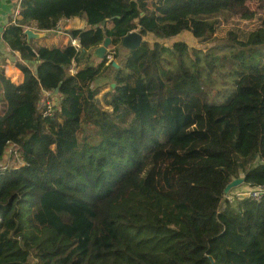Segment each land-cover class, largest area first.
Listing matches in <instances>:
<instances>
[{
	"label": "trees",
	"instance_id": "obj_1",
	"mask_svg": "<svg viewBox=\"0 0 264 264\" xmlns=\"http://www.w3.org/2000/svg\"><path fill=\"white\" fill-rule=\"evenodd\" d=\"M228 1L264 14V0H20L0 160L14 144L24 165L0 173V264H264V194L224 199L240 175L264 189V42L218 44ZM73 18L85 27L63 46L23 33ZM183 32L193 47L164 45ZM106 39L113 56L93 63Z\"/></svg>",
	"mask_w": 264,
	"mask_h": 264
},
{
	"label": "rangeland",
	"instance_id": "obj_2",
	"mask_svg": "<svg viewBox=\"0 0 264 264\" xmlns=\"http://www.w3.org/2000/svg\"><path fill=\"white\" fill-rule=\"evenodd\" d=\"M147 4H151V2L148 1ZM227 6L231 10L232 17L228 22L226 23L223 22L219 30L217 31L215 40L216 41L219 40L218 44H223V40L226 39L228 32H231L236 36V41L240 46H248L255 38L260 42H264V14H261L256 10V4L254 2L244 1V2H238L236 5H233V2L228 1ZM60 27H61L60 29L62 30L56 32H61L63 34L67 30L73 29L75 27L81 28L82 25L78 20L77 21L75 20L68 23H63V25H61ZM55 33H53L52 35H54ZM50 34L51 33L47 34L46 36L47 40L50 39ZM63 37L65 38V43L69 41L68 37L65 36ZM142 39L144 41V38ZM175 42H183L188 47H193L196 43V40L192 37L190 33L183 32L176 38L164 41V45L166 47H171V45ZM254 48L262 49L261 52L257 53V58L259 62L263 64L264 43H262L260 46H255ZM112 52L113 50L111 48H106L105 51L103 52V55L100 56L96 54V50H95L93 63L99 62L105 54H107L108 58L111 59V57L113 56ZM73 73L74 70H72V74ZM106 83L107 82L104 81L103 83L100 84H106ZM239 177H243V175H240ZM251 190L252 189L248 185L242 184L238 187L231 189L227 194H225L224 199H228L232 201L234 204L238 195H241L242 193H248ZM214 264H226V263L218 258L214 260Z\"/></svg>",
	"mask_w": 264,
	"mask_h": 264
},
{
	"label": "crops",
	"instance_id": "obj_3",
	"mask_svg": "<svg viewBox=\"0 0 264 264\" xmlns=\"http://www.w3.org/2000/svg\"><path fill=\"white\" fill-rule=\"evenodd\" d=\"M20 3V0H0V69L3 70L4 75L15 85H19L23 82V73L15 67V59L16 56L8 49L6 43L2 39V34L6 30L7 26H9L11 23L17 20L18 16L16 17L15 11L18 9V5ZM79 21L82 25L81 28H73V29H82L85 27V23L83 20H79L76 18H73L71 20H62L59 22L58 25V31L62 30L60 29L61 25L63 23H68L71 21ZM30 28V27H29ZM33 29V28H31ZM35 30V29H33ZM37 31V30H36ZM55 33V32H54ZM57 33V34H56ZM54 35L53 33L50 34V39H46L47 37H44L40 40H32L36 41V46H63L66 45L70 38L67 34L56 32ZM68 37L69 41L65 43V38Z\"/></svg>",
	"mask_w": 264,
	"mask_h": 264
},
{
	"label": "built area",
	"instance_id": "obj_4",
	"mask_svg": "<svg viewBox=\"0 0 264 264\" xmlns=\"http://www.w3.org/2000/svg\"><path fill=\"white\" fill-rule=\"evenodd\" d=\"M16 17L18 16V9L15 11L14 14ZM71 44L75 48H79V44L77 41H71ZM56 102H50L47 104L46 110L43 112V116H49L55 106ZM24 163L22 162L20 152L16 145L9 144L5 155L0 160V173L10 170V169H17L21 166H23ZM252 190L248 193H242L241 195H238L237 200H243V199H258L261 197L262 194H264V189L262 188H251Z\"/></svg>",
	"mask_w": 264,
	"mask_h": 264
},
{
	"label": "water",
	"instance_id": "obj_5",
	"mask_svg": "<svg viewBox=\"0 0 264 264\" xmlns=\"http://www.w3.org/2000/svg\"><path fill=\"white\" fill-rule=\"evenodd\" d=\"M132 1H137V0H132ZM23 33L26 36L27 42H30L32 40H40L46 37L48 34L47 32L36 31L30 28L25 29ZM122 42L126 47L131 49H136L143 42V39L138 31L133 30L123 38ZM108 43H109V39H106L104 45L96 49V54L102 56ZM196 47H199V45H197ZM111 86L114 87V84H112ZM242 184H244V177H238L234 179L225 187L224 194H227L231 189L238 187Z\"/></svg>",
	"mask_w": 264,
	"mask_h": 264
}]
</instances>
